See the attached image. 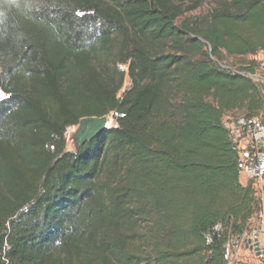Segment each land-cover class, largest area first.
Masks as SVG:
<instances>
[{
    "label": "trees",
    "instance_id": "1",
    "mask_svg": "<svg viewBox=\"0 0 264 264\" xmlns=\"http://www.w3.org/2000/svg\"><path fill=\"white\" fill-rule=\"evenodd\" d=\"M202 4L0 0V264H228L260 202L225 117L264 123V82L223 57L264 52V0Z\"/></svg>",
    "mask_w": 264,
    "mask_h": 264
},
{
    "label": "rangeland",
    "instance_id": "2",
    "mask_svg": "<svg viewBox=\"0 0 264 264\" xmlns=\"http://www.w3.org/2000/svg\"><path fill=\"white\" fill-rule=\"evenodd\" d=\"M203 4L197 8L196 10L188 13L189 15H194V16H205L210 9L215 5V0H200ZM253 60H256L258 62V67H257V73L254 75H258L262 78H254L255 80H261L264 82V52H259L257 56H245V57H239V56H232L225 54L223 57V63L228 66L233 68V70H238L241 66H243L245 63H251ZM120 69H126L124 66H120ZM130 86V80L129 77L127 76L124 82L123 90L127 89ZM1 93V92H0ZM4 95V94H3ZM5 97V95H4ZM246 111L239 110L236 111L235 113H229L226 117V125L229 128H233L234 126V120L236 117L240 115H245ZM110 117H112L110 127L115 126V119L113 118V114H109ZM259 120L262 121V117L258 116L256 117ZM79 124L69 126L67 128L66 132V140H67V150L75 151L78 150L77 143H76V132L78 129ZM243 145L245 142L242 143ZM256 196L259 199L260 204L264 202V196L261 194L264 192V177L261 178V182H257V185L254 187ZM263 197V200H262ZM260 208V207H259ZM260 217H256L254 221H251L249 224V229L248 233L251 231H254L256 229H259L260 234L262 233L261 229L264 228L262 225ZM261 250H264V245H261ZM229 260L231 264H264V255L258 256L255 250L247 248L246 243H241L238 244L237 246H231V254L229 255Z\"/></svg>",
    "mask_w": 264,
    "mask_h": 264
},
{
    "label": "built area",
    "instance_id": "3",
    "mask_svg": "<svg viewBox=\"0 0 264 264\" xmlns=\"http://www.w3.org/2000/svg\"><path fill=\"white\" fill-rule=\"evenodd\" d=\"M3 93V92H1ZM231 135L240 152L239 168L241 174L248 180L264 177V123L256 117L240 115L235 118ZM245 142L243 145L242 143ZM220 226L217 227L219 229ZM260 231L256 229L248 233L246 231L240 238L231 241L227 245L226 259L231 264L229 255L231 246L241 243L253 245L259 239ZM209 241L211 238H208ZM264 255V254H261ZM259 255V256H261Z\"/></svg>",
    "mask_w": 264,
    "mask_h": 264
},
{
    "label": "water",
    "instance_id": "4",
    "mask_svg": "<svg viewBox=\"0 0 264 264\" xmlns=\"http://www.w3.org/2000/svg\"><path fill=\"white\" fill-rule=\"evenodd\" d=\"M254 78H262L258 75H251ZM111 117L109 115L103 116H87L80 120L79 126L75 135L78 149L86 142L92 141L98 137L105 129L110 128L109 123ZM247 244L248 247L255 250L257 255L264 254V250H261L260 241L255 240L253 245Z\"/></svg>",
    "mask_w": 264,
    "mask_h": 264
},
{
    "label": "crops",
    "instance_id": "5",
    "mask_svg": "<svg viewBox=\"0 0 264 264\" xmlns=\"http://www.w3.org/2000/svg\"><path fill=\"white\" fill-rule=\"evenodd\" d=\"M240 181L243 185H248V184H252L253 187H255L257 185V182H261V178H257V179H254V180H248L246 178V176H244L243 174L240 175ZM262 196H264V192L261 194ZM262 200H263V197H262ZM260 217L262 218L261 219V222H262V225L264 226V202L260 204V209H259V212L256 213V215L252 218L251 221H254V219L256 217ZM262 233L260 234L259 236V241H260V246L261 245H264V228L261 229ZM247 248L251 249L250 247L247 246Z\"/></svg>",
    "mask_w": 264,
    "mask_h": 264
},
{
    "label": "snow or ice",
    "instance_id": "6",
    "mask_svg": "<svg viewBox=\"0 0 264 264\" xmlns=\"http://www.w3.org/2000/svg\"><path fill=\"white\" fill-rule=\"evenodd\" d=\"M3 98H4L3 93H0V99H3Z\"/></svg>",
    "mask_w": 264,
    "mask_h": 264
},
{
    "label": "bare ground",
    "instance_id": "7",
    "mask_svg": "<svg viewBox=\"0 0 264 264\" xmlns=\"http://www.w3.org/2000/svg\"><path fill=\"white\" fill-rule=\"evenodd\" d=\"M111 120H112V117H111ZM111 123V122H110ZM110 123H109V125H110Z\"/></svg>",
    "mask_w": 264,
    "mask_h": 264
}]
</instances>
